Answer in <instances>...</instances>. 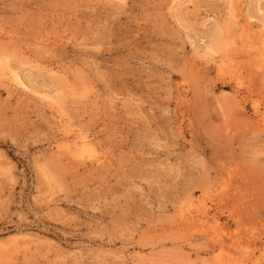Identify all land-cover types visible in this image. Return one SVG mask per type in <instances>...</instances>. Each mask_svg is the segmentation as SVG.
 Listing matches in <instances>:
<instances>
[{
  "label": "rangeland",
  "instance_id": "obj_1",
  "mask_svg": "<svg viewBox=\"0 0 264 264\" xmlns=\"http://www.w3.org/2000/svg\"><path fill=\"white\" fill-rule=\"evenodd\" d=\"M263 58L264 0H0V264H264Z\"/></svg>",
  "mask_w": 264,
  "mask_h": 264
},
{
  "label": "bare ground",
  "instance_id": "obj_2",
  "mask_svg": "<svg viewBox=\"0 0 264 264\" xmlns=\"http://www.w3.org/2000/svg\"><path fill=\"white\" fill-rule=\"evenodd\" d=\"M262 46H263V45H262ZM256 50H257V49H256ZM263 60H264V58H263ZM221 62H222V60H221ZM256 65H257V64H256ZM260 66H262V65H260ZM87 142H88V141H87ZM83 143H84V142H83ZM84 144H85V143H84ZM87 144H88V143H87ZM87 144H86V145H87ZM88 145H90V144H88ZM205 223H206V222H205ZM209 228H210V226H209Z\"/></svg>",
  "mask_w": 264,
  "mask_h": 264
}]
</instances>
